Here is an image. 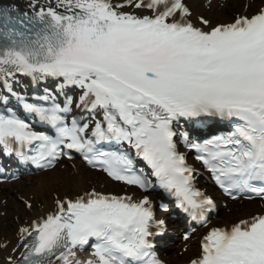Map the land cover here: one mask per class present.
Segmentation results:
<instances>
[{
  "label": "snow or ice",
  "instance_id": "6c2138e0",
  "mask_svg": "<svg viewBox=\"0 0 264 264\" xmlns=\"http://www.w3.org/2000/svg\"><path fill=\"white\" fill-rule=\"evenodd\" d=\"M127 5L157 14H127L120 11L125 4L112 0H59L63 13L49 8L36 18L0 11V72L63 77L86 89L81 103L91 97L92 107L103 108L107 121L106 127L96 125L95 140L82 136L87 129L75 121L72 127L64 124L59 113L66 108L25 107L59 125L60 136L71 141L69 149L91 153L85 157L90 165L102 166L112 180L146 190L151 181L142 171L137 174L127 152L97 147L126 142L151 166L160 187L178 196L181 207L187 205L185 211L202 212L213 202L193 190L192 169L177 152L172 121L231 120V134L191 145L200 153L196 159L226 195L248 192L264 198V8L205 31L186 21L169 22L177 12L190 15L182 0H127ZM9 139L41 141L38 161L56 156L57 143L48 136L0 115V141ZM56 203L57 213L35 227L26 264H51V257L73 264L74 250L85 246L95 258L85 264H162L149 238L151 225L164 221L154 220L146 197L133 202L91 192ZM192 264H264V215L212 229Z\"/></svg>",
  "mask_w": 264,
  "mask_h": 264
},
{
  "label": "bare ground",
  "instance_id": "6f19581e",
  "mask_svg": "<svg viewBox=\"0 0 264 264\" xmlns=\"http://www.w3.org/2000/svg\"><path fill=\"white\" fill-rule=\"evenodd\" d=\"M19 1L30 6H52L59 2V0ZM192 1L194 0H190L189 17L193 26L210 30L215 26L233 23L235 18L241 15L249 17L254 15L263 6L264 0H204V9L201 4ZM112 3L125 4L126 6L120 11L127 14L141 17L144 13L145 7L135 8L127 5V0H112ZM201 20H207L208 24H202ZM91 190H104L114 194L128 192L139 201L145 197L153 201L148 195H141L133 189L115 185L102 174L90 172L78 161L61 164L48 173L24 177L15 183L0 185V264H16L22 258L27 249V240L35 232V227L47 216L57 213V200H73L74 196L86 194ZM263 208L264 203L259 201L240 200L232 205L220 201L218 216L212 219L210 227L230 228L240 220L262 213ZM22 229H28V232H23ZM202 234L203 232H199L186 243L173 240L174 243L170 246L173 253L168 257L169 264H184L193 257L199 256L197 244ZM51 264L55 263L51 262ZM60 264L63 262L61 261Z\"/></svg>",
  "mask_w": 264,
  "mask_h": 264
}]
</instances>
